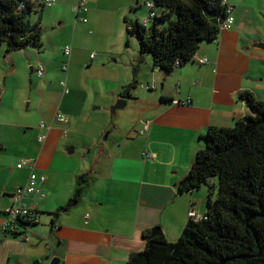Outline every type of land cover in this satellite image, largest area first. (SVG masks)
Instances as JSON below:
<instances>
[{
    "label": "crops",
    "instance_id": "obj_1",
    "mask_svg": "<svg viewBox=\"0 0 264 264\" xmlns=\"http://www.w3.org/2000/svg\"><path fill=\"white\" fill-rule=\"evenodd\" d=\"M227 2L234 7L232 29L203 43L190 63L170 75L154 67L150 55L141 58L139 46L127 42L121 48L129 19L125 0L109 10L105 0H89L87 23L73 14L74 0L35 9L30 18L40 21L43 33L45 27L59 33L57 24L73 33L66 43L70 57L57 55L55 34L48 39L42 33V49L9 55L0 45V264H49L54 257L61 264H127L146 248L147 230L160 228L176 243L190 210L206 213L208 188L180 195L178 185L210 128H230L249 115L244 93L264 101V0ZM102 26H115L116 36L98 31ZM39 62L46 66L43 80L51 68L62 67L68 94L63 81L37 84ZM130 85L135 88L124 97L126 107L112 114ZM58 112L69 117L67 125L56 122ZM42 122L50 130L40 143ZM147 152L155 159L145 160ZM23 160H32L35 173L46 178L45 198L28 202L38 205V224L24 236L7 235L6 210L31 173L18 169ZM80 189V203L60 212Z\"/></svg>",
    "mask_w": 264,
    "mask_h": 264
},
{
    "label": "trees",
    "instance_id": "obj_2",
    "mask_svg": "<svg viewBox=\"0 0 264 264\" xmlns=\"http://www.w3.org/2000/svg\"><path fill=\"white\" fill-rule=\"evenodd\" d=\"M224 1L151 0L155 18L150 27L126 19V32L137 39L141 58L150 55L154 67L170 75L190 63L203 43L218 39L227 18ZM36 8L45 7L0 0V45L6 54L42 49L41 23L30 18ZM134 88L128 86L122 97H131ZM242 99L249 115L233 127L210 128L178 185L180 195L206 186V213L190 218L176 243L162 231L152 236L147 230L146 248L127 264H264V101L250 93ZM83 195V189L77 190L60 212L73 209Z\"/></svg>",
    "mask_w": 264,
    "mask_h": 264
},
{
    "label": "built area",
    "instance_id": "obj_3",
    "mask_svg": "<svg viewBox=\"0 0 264 264\" xmlns=\"http://www.w3.org/2000/svg\"><path fill=\"white\" fill-rule=\"evenodd\" d=\"M24 2H30L36 6L42 7H53L57 4V0H23ZM75 3L71 7L73 14L76 16L77 20L87 23L88 20L86 18V14L88 13V1L89 0H74ZM227 6V18L222 24V31L231 30L234 22V7L229 5L227 0L224 1ZM148 10L149 14L147 17L144 18L143 23L144 25H148L151 20L155 18V13L153 12V3L150 1L145 5ZM64 53L67 57H70L72 54V47L68 46L65 48ZM96 57V53L91 55V59ZM202 64H208V60H203ZM64 70H68L67 66H65ZM36 75L39 79L43 80L46 75V66L39 62L36 68ZM65 88V94H68V87L67 83L63 84ZM151 87H148L150 89ZM189 103V102H188ZM56 122L67 125L69 123V117L66 115L58 112L55 116ZM39 129L42 133L39 135V142L43 143L47 138V133L50 130V126L47 125L45 122H42L39 126ZM149 130V127L146 126L142 131L141 135H145ZM145 160H154L155 156L152 153H145L144 154ZM28 167L31 170L30 176L28 178L26 187L21 189L15 196H14V203L13 205L6 210V217L7 220L2 226L3 232L7 235H21L24 236L25 231L31 230V227L39 223V215H38V205L34 202L32 205L29 200L32 198L39 197L45 198V195L42 191V184L46 182L45 177H39L34 170L35 163L32 160H23L19 165L18 169H24ZM90 216H86V221L89 220ZM189 218L194 219H201L202 216L197 212L195 208H192L189 212ZM24 222V223H23Z\"/></svg>",
    "mask_w": 264,
    "mask_h": 264
},
{
    "label": "rangeland",
    "instance_id": "obj_4",
    "mask_svg": "<svg viewBox=\"0 0 264 264\" xmlns=\"http://www.w3.org/2000/svg\"><path fill=\"white\" fill-rule=\"evenodd\" d=\"M121 0H105V5L103 6L105 9H113V7L116 5L117 2H119ZM151 0H125V4L126 5H130L127 9H126V16L128 15V18L130 20H139L141 22H143L144 18L147 16L148 14V8L145 6L148 2H150ZM59 2V1H58ZM58 5V3L56 4ZM60 5V4H59ZM141 5L142 7L139 8L138 6ZM137 7V9H136ZM117 15H114L113 17L111 18H116ZM119 18H121V16L119 15ZM123 20V18H122ZM59 24H57L56 28H57V32L59 33H55V32H50L48 30H51L50 27H45L44 28V38L45 36H48L47 38H51L53 37V35L55 34L56 37H55V45L57 46V55H59L60 57H62V59H64V50L66 48V43L69 42V43H72V38H73V33L70 32V30H65V31H62V30H59L58 28ZM107 27V26H106ZM149 27H150V24H149ZM105 28V27H100L98 31H102V29ZM105 32L109 35V36H112V37H115L116 36V33H117V30H116V27L115 26H110V27H107L105 29ZM48 31V32H47ZM53 34V35H52ZM125 42L123 44V47H121L122 49L127 48L126 47V43L127 42H131V47L132 46H139L138 44V41L136 38L134 37H130L128 36L127 32L125 31ZM79 38V37H78ZM70 39V40H69ZM79 41V39H78ZM114 42L112 41L110 43V52H112V48H114ZM91 44L87 45V46H90ZM69 46H71L69 44ZM100 47V46H99ZM101 48V47H100ZM103 48V46H102ZM120 48V49H121ZM95 50H93L94 52L97 51L96 48H94ZM98 52V51H97ZM94 54V53H93ZM63 61V60H62ZM115 63V58H110V64L114 65ZM44 64V63H43ZM27 72V73H25ZM24 73L25 75L28 74L30 75L31 71H26L24 70ZM83 72L80 71L79 74H82ZM36 75H34L35 77ZM66 74L63 73L62 71V67L59 66L57 68H51V72L48 73L47 77H46V80H41V79H38L37 76L34 78L38 83H41V82H45V83H48V82H52V83H58V85H60V83L63 81L65 82V79H66ZM33 79V78H30V80ZM30 82V81H29ZM36 85V84H35ZM37 86V85H36ZM69 89V87H68ZM96 114L98 113L99 114V111H94Z\"/></svg>",
    "mask_w": 264,
    "mask_h": 264
},
{
    "label": "water",
    "instance_id": "obj_5",
    "mask_svg": "<svg viewBox=\"0 0 264 264\" xmlns=\"http://www.w3.org/2000/svg\"><path fill=\"white\" fill-rule=\"evenodd\" d=\"M33 70L31 69V74H32ZM127 100H125L124 97H122L121 100H119V102L117 103V105L112 109V114H115L118 110H123L126 105H127ZM68 153L69 154H73L74 153V149L70 148L68 149ZM161 233V229L160 228H154L152 229V236H157ZM34 264H42V262L39 260L37 262H35ZM49 264H61V259L60 258H51L49 261Z\"/></svg>",
    "mask_w": 264,
    "mask_h": 264
}]
</instances>
